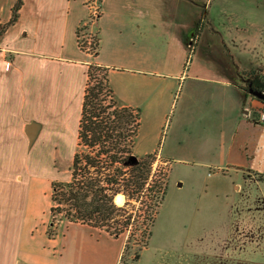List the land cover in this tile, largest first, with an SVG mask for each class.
Segmentation results:
<instances>
[{
    "label": "crops",
    "instance_id": "crops-1",
    "mask_svg": "<svg viewBox=\"0 0 264 264\" xmlns=\"http://www.w3.org/2000/svg\"><path fill=\"white\" fill-rule=\"evenodd\" d=\"M16 2L0 0V26L11 20ZM96 2L25 0L16 24L0 36V225L13 242L0 264L109 259L106 232L68 221L57 238L46 239L56 251L47 257V246H33L36 234L25 220L30 179L36 178L27 155L34 150L39 160L74 157L91 64L109 69L119 104L141 110L137 157L155 154L170 168L173 160L191 162L204 183L220 176L216 184L227 187L226 197L230 189L244 196L249 185L264 186L255 178L264 177V127L255 113L261 102L244 76L254 59L246 49L240 53L236 41H193L205 0H99L90 23ZM84 26L97 30V57L79 46ZM31 122L41 125L32 147L25 133ZM76 232L87 238V249L70 245ZM70 252L79 260L66 258Z\"/></svg>",
    "mask_w": 264,
    "mask_h": 264
},
{
    "label": "rangeland",
    "instance_id": "rangeland-1",
    "mask_svg": "<svg viewBox=\"0 0 264 264\" xmlns=\"http://www.w3.org/2000/svg\"><path fill=\"white\" fill-rule=\"evenodd\" d=\"M201 22L206 31L202 30L199 38H193L195 43L236 41L239 52L242 53L246 49L254 59V65L245 70L244 76L251 78L254 74L264 77V0H205ZM81 34L84 36L80 41L81 48L94 58L97 30L89 32L88 29ZM249 43L250 46H246ZM195 47L193 44V52ZM198 58L199 56L195 58V62ZM102 75L99 74V78ZM180 94L181 89L178 96ZM72 158L40 157V161L34 150L27 155L32 172L36 173L32 176L36 178L30 179L25 220L28 221L26 225L29 226L30 234H36L33 246H47L44 252L47 257L56 253L48 249L50 246L46 244V239H53L48 231L56 234L54 238H57L60 226L67 221L62 219L61 215L54 217L51 213L53 184L71 180ZM38 160L40 165H36ZM191 164L173 160L170 168L166 161L156 159L151 176L153 191H145L143 198L139 202L133 201L134 206L129 209L133 215L138 214L140 219L119 239H111L109 234L111 238H104L111 251L108 261L105 259L104 264H116L118 261V264H264V186L258 188L249 185L244 191V196L231 192L230 189L227 193L229 197H226L224 190L227 187L216 184L223 181L220 176L209 180L208 184L204 183L202 175H194L195 168ZM178 178L181 180L177 181ZM255 178L264 181L263 176ZM21 180V176L18 177L17 181ZM32 182H36L34 189ZM213 183L216 186L209 187L210 184L213 186ZM164 187H167V194L153 225L149 246L141 250L136 241L144 231L146 203L150 202L149 195L152 197L159 188ZM126 204L125 197V204L117 206L124 207ZM132 236L134 239L131 244L127 249L124 245L119 257L123 241L126 244ZM74 237L76 241L70 243L72 247L77 248L79 242L88 248L84 242L88 241L85 236L82 237L76 232ZM19 239L20 236L17 239L20 243ZM12 243L11 236H7L0 225V257L5 254L3 250L6 245L8 244L9 249ZM59 255L61 256H56ZM66 258L78 261L80 255L70 252Z\"/></svg>",
    "mask_w": 264,
    "mask_h": 264
},
{
    "label": "trees",
    "instance_id": "trees-1",
    "mask_svg": "<svg viewBox=\"0 0 264 264\" xmlns=\"http://www.w3.org/2000/svg\"><path fill=\"white\" fill-rule=\"evenodd\" d=\"M24 1L17 0L11 20L1 27V36L18 21ZM202 30L200 24L196 35L201 36ZM83 31H88V26L78 31L79 46ZM95 41L94 57H97L100 50L98 35ZM101 73L103 75L99 78ZM251 76L254 88L264 92V77ZM140 128L141 110L119 104L110 84L109 69L91 64L79 125L78 149L70 167L71 180L53 184L51 213L54 217L61 215L68 222L103 230L114 239H119L138 223L140 217L130 213L129 209L134 206L133 201L139 202L143 198L145 191H153L151 176L157 159L155 154L142 158L134 154ZM133 158H137V162L131 165L129 161ZM166 194L167 187H164L152 197L149 195L144 231L136 241L140 249L149 246L152 228ZM119 195L126 197V206H117L115 198ZM54 224L53 221L52 227ZM48 234L52 238L56 235L51 231ZM133 239L134 236L129 238L125 249Z\"/></svg>",
    "mask_w": 264,
    "mask_h": 264
},
{
    "label": "water",
    "instance_id": "water-1",
    "mask_svg": "<svg viewBox=\"0 0 264 264\" xmlns=\"http://www.w3.org/2000/svg\"><path fill=\"white\" fill-rule=\"evenodd\" d=\"M251 93L254 97H256L258 100H260L261 103H264V93L263 92L255 91L252 89ZM40 131H41V125L37 122H31V123L26 125L25 133H26L27 137L29 138L31 147L35 144L37 138L39 137ZM136 162H137V158H133L129 161V164L133 165Z\"/></svg>",
    "mask_w": 264,
    "mask_h": 264
},
{
    "label": "built area",
    "instance_id": "built-area-1",
    "mask_svg": "<svg viewBox=\"0 0 264 264\" xmlns=\"http://www.w3.org/2000/svg\"><path fill=\"white\" fill-rule=\"evenodd\" d=\"M97 4L93 7V21L95 20V18L98 15V11H99V0H97L96 2ZM83 37L81 35L80 40H83ZM256 121L259 123L260 126L264 127V103H261V106L259 107V109L256 110Z\"/></svg>",
    "mask_w": 264,
    "mask_h": 264
},
{
    "label": "bare ground",
    "instance_id": "bare-ground-1",
    "mask_svg": "<svg viewBox=\"0 0 264 264\" xmlns=\"http://www.w3.org/2000/svg\"><path fill=\"white\" fill-rule=\"evenodd\" d=\"M115 202L117 205H124L125 204V197L122 195H119L117 198H115Z\"/></svg>",
    "mask_w": 264,
    "mask_h": 264
},
{
    "label": "flooded vegetation",
    "instance_id": "flooded-vegetation-1",
    "mask_svg": "<svg viewBox=\"0 0 264 264\" xmlns=\"http://www.w3.org/2000/svg\"><path fill=\"white\" fill-rule=\"evenodd\" d=\"M200 24H202L201 21H200ZM200 24H199V25H200ZM202 26H203V25H202ZM204 31H206V30H205V27L203 28V32H204ZM195 36H196V39H197V37H198V38L200 37V35H199V36H198V35H195ZM193 41H194V39H193ZM251 88H252L253 90H255V91H261V90H259V89H257V88H254L253 84H251ZM261 92H262V91H261ZM263 93H264V92H263Z\"/></svg>",
    "mask_w": 264,
    "mask_h": 264
}]
</instances>
